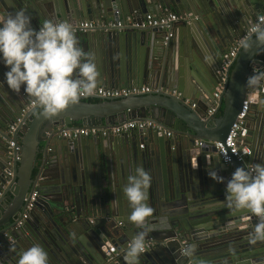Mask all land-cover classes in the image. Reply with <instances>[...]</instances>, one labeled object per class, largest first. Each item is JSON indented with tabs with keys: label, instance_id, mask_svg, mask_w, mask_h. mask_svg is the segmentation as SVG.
I'll list each match as a JSON object with an SVG mask.
<instances>
[{
	"label": "water",
	"instance_id": "obj_1",
	"mask_svg": "<svg viewBox=\"0 0 264 264\" xmlns=\"http://www.w3.org/2000/svg\"><path fill=\"white\" fill-rule=\"evenodd\" d=\"M157 6L182 17L187 14L189 19L75 35L80 46L94 55L97 87L149 83L177 89L181 97L160 91L95 98L99 101L80 98L46 119L36 105L22 113L32 99L23 86L19 93L8 88L7 68L0 63V82H4L0 84V264H17L19 254L34 243L46 250L48 264H105L109 258L111 264H125L120 250L139 229L127 221L131 209L119 189L136 167L151 175L147 203L154 212L147 218L149 225L164 229L148 233L146 240L152 239L154 246L141 254L140 264H264V241L249 242L257 218L219 203L236 167L264 164L263 107L249 103L243 139L250 147L246 161L232 158L224 163L213 153L212 144L224 142L248 100L246 77L264 71V44L257 43L254 35L249 50L238 49L216 108L208 114L223 55L246 33V22L264 12V0H0V14L23 9L38 29L46 19L132 16L141 20ZM180 22V35L159 44ZM257 94L264 98L260 88ZM130 120L155 121L171 135L151 129L104 136L60 135L74 122L110 128ZM212 169L225 177L223 183L208 175ZM34 191V206L22 219ZM228 223L233 227L227 229ZM187 248L192 249L191 256L183 255Z\"/></svg>",
	"mask_w": 264,
	"mask_h": 264
},
{
	"label": "clouds",
	"instance_id": "obj_2",
	"mask_svg": "<svg viewBox=\"0 0 264 264\" xmlns=\"http://www.w3.org/2000/svg\"><path fill=\"white\" fill-rule=\"evenodd\" d=\"M246 23L249 36L239 41V47L245 51L251 48L253 35L257 43L264 44V15ZM0 63L7 68L4 82L8 88L19 93L23 86L26 96L46 119L56 116L82 96L93 94L97 87L99 73L94 55L80 46L73 25L46 19L35 29L23 9L0 14ZM245 87L251 90L249 103L264 107V98L257 94V89L264 87V71L247 76ZM208 175L219 183L225 181L215 169L209 170ZM150 186V173L136 167L119 189L131 209L126 219L139 229L126 245L125 264H140V256L147 250L148 233L164 230L150 226L147 219L154 212L147 203ZM219 203L233 212L247 210L253 214L257 223L249 242L264 241V164L236 167L225 185V199ZM232 227L231 223L227 224V229ZM183 255L191 256L192 249L187 248ZM17 264H48V254L34 243L19 254Z\"/></svg>",
	"mask_w": 264,
	"mask_h": 264
},
{
	"label": "built area",
	"instance_id": "obj_3",
	"mask_svg": "<svg viewBox=\"0 0 264 264\" xmlns=\"http://www.w3.org/2000/svg\"><path fill=\"white\" fill-rule=\"evenodd\" d=\"M264 15V12L257 15L261 16ZM257 17L254 19V21L257 19ZM182 19V16L180 14H177L175 12L169 11L164 9L161 14L155 15L154 13H146L144 15V18L141 20H136L132 16H123L119 18H109L104 19L100 21L95 20H88V19H82V20H76V21H70L75 28L76 31H89V30H97V29H118L122 27H134V26H140V27H151V26H160V25H167L172 22H176L178 20ZM253 21V22H254ZM60 22V21H59ZM172 36L171 32L167 33V36H165V40L170 38ZM249 36L248 30L246 33L237 39L228 49L225 56L221 60V63L218 67L217 73L220 75V81L218 82L215 92L213 93L214 96V105L208 109V114H212L213 111L216 108L217 104V98L219 97V94L222 92L224 88V81L227 75V72L229 68L232 66L234 58L237 54L239 47V41L242 39H245ZM163 92L164 94H169L177 97H181V92L177 89L173 88H162V87H154L149 85H141V86H131V87H123V88H116V87H104L99 86L96 87L93 94L88 96H82L81 98H98V99H117L126 97L129 95H140V94H147L151 92ZM260 92L264 94V87L261 88ZM184 102H188V98H184ZM35 104L33 100H31L27 106L22 110V113L31 107H33ZM195 104L192 103L191 107H194ZM249 107V101L244 100L242 108L240 112L238 113L234 123L232 124L229 133L227 137L223 141H214L212 142L213 147L215 151L213 153L217 154L218 157L223 161L224 163H228L232 158H237V160H244L245 157H247L250 154V148L243 144V139L246 136L247 133V127H246V116L248 112ZM20 119L18 118L17 121ZM144 130V129H151L156 131H162L167 136L171 135L170 131L165 130L159 123L152 121V120H130L127 122H123L118 125L111 126L110 128H101V127H92L87 128L83 126H73L69 129L63 130L60 135L62 137L66 138H73L77 136H88V135H101L104 136L107 133L110 134H121L124 132H128L130 130ZM9 130H14V124L9 127ZM197 145H203V142L197 140ZM10 146H13V142L9 143ZM140 148L143 147V144L139 145ZM211 153V152H208ZM6 174L8 176L11 175V171H6ZM36 192L34 191L30 197L27 199V203L25 206L24 213L22 215V219H25L28 216L29 211L34 206V200L36 197ZM2 195V192L0 191V196ZM21 221L18 222L20 224ZM3 236L5 238L9 237L8 233H4ZM128 243V242H127ZM126 243V245H127ZM154 246V241L152 239H147L145 247L146 249L151 248ZM186 244H184V248L182 251L186 248ZM126 248V246H125ZM125 251V249L120 250ZM119 251V252H120ZM117 252V253H119ZM111 261V259H107V261ZM107 264V263H105Z\"/></svg>",
	"mask_w": 264,
	"mask_h": 264
},
{
	"label": "crops",
	"instance_id": "obj_4",
	"mask_svg": "<svg viewBox=\"0 0 264 264\" xmlns=\"http://www.w3.org/2000/svg\"><path fill=\"white\" fill-rule=\"evenodd\" d=\"M164 9H166L165 7H161V6H157V9H154V10H151V11H149L148 13H154L155 15H159V14H161V12L164 10ZM167 10V9H166ZM169 11H172V10H169ZM172 12H174V11H172ZM175 13H177V14H180L181 15V13L180 12H175ZM182 16V15H181ZM185 17H187L188 19H189V16L187 15V14H184L183 15V17H182V19H180V20H183V19H186ZM197 16L195 15L194 16V18H196ZM104 19H106V18H103V19H94L95 21H100V20H104ZM191 20V19H190ZM189 20V21H190ZM67 22H70V21H67ZM182 22H180L179 24H176V26H174L173 27V31L171 32L172 33V37H174V35L175 34H179L180 35V31H181V26H182V24H181ZM178 28V29H177ZM164 41H165V37H163V39H161V41L159 42V44H161L162 46L165 44L164 43ZM232 45V44H231ZM230 45V46H231ZM229 49V48H228ZM220 65V64H219ZM219 67V66H218ZM218 70V69H217ZM144 85H149V86H152L151 84H149V83H145ZM260 90H261V88H260ZM186 94V93H185ZM261 94L262 95H264L262 92H261ZM89 99H95V98H88V100ZM97 100V99H96ZM97 101H99V100H97ZM263 110H264V107H263ZM34 114H36V112L34 113ZM75 126V125H74ZM76 127V126H75ZM140 144H144V143H140ZM247 145V144H246ZM52 146V148H53V144L51 145ZM248 147H249V145H247ZM140 148V147H139ZM250 148V147H249ZM247 160V157H245L244 158V161H246ZM61 205V202H60V200H59V198H58V201H57V206H60ZM106 263L107 264H111L112 263V260L109 262V260L108 261H106Z\"/></svg>",
	"mask_w": 264,
	"mask_h": 264
},
{
	"label": "trees",
	"instance_id": "obj_5",
	"mask_svg": "<svg viewBox=\"0 0 264 264\" xmlns=\"http://www.w3.org/2000/svg\"><path fill=\"white\" fill-rule=\"evenodd\" d=\"M92 101H97V100L92 99ZM220 113H221V109L218 111V115H219ZM73 124L77 125V124H79V122H74Z\"/></svg>",
	"mask_w": 264,
	"mask_h": 264
},
{
	"label": "flooded vegetation",
	"instance_id": "obj_6",
	"mask_svg": "<svg viewBox=\"0 0 264 264\" xmlns=\"http://www.w3.org/2000/svg\"><path fill=\"white\" fill-rule=\"evenodd\" d=\"M226 54V53H225ZM225 54L223 55V57L225 56ZM91 221H93V219H91Z\"/></svg>",
	"mask_w": 264,
	"mask_h": 264
}]
</instances>
